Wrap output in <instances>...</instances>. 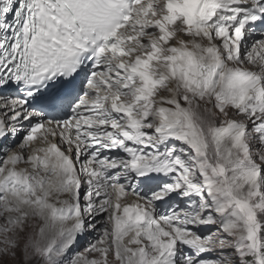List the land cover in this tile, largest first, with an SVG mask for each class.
I'll list each match as a JSON object with an SVG mask.
<instances>
[{
	"label": "snow or ice",
	"instance_id": "6c2138e0",
	"mask_svg": "<svg viewBox=\"0 0 264 264\" xmlns=\"http://www.w3.org/2000/svg\"><path fill=\"white\" fill-rule=\"evenodd\" d=\"M0 264H264V0H0Z\"/></svg>",
	"mask_w": 264,
	"mask_h": 264
},
{
	"label": "rangeland",
	"instance_id": "374dc122",
	"mask_svg": "<svg viewBox=\"0 0 264 264\" xmlns=\"http://www.w3.org/2000/svg\"><path fill=\"white\" fill-rule=\"evenodd\" d=\"M84 247H85L84 243L81 242L80 244H78V245H76V246H74L72 248L70 255H73V254H76V253H83L84 252ZM85 255H87L89 259L94 258L93 255H91V254H87L86 253Z\"/></svg>",
	"mask_w": 264,
	"mask_h": 264
},
{
	"label": "bare ground",
	"instance_id": "6f19581e",
	"mask_svg": "<svg viewBox=\"0 0 264 264\" xmlns=\"http://www.w3.org/2000/svg\"><path fill=\"white\" fill-rule=\"evenodd\" d=\"M20 167H23V165H21ZM128 199H129V201H131V199H133V197H129Z\"/></svg>",
	"mask_w": 264,
	"mask_h": 264
}]
</instances>
